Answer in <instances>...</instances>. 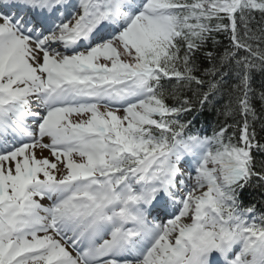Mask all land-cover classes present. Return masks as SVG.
Returning a JSON list of instances; mask_svg holds the SVG:
<instances>
[{"label": "snow or ice", "instance_id": "snow-or-ice-1", "mask_svg": "<svg viewBox=\"0 0 264 264\" xmlns=\"http://www.w3.org/2000/svg\"><path fill=\"white\" fill-rule=\"evenodd\" d=\"M258 73L264 0H0V264H264Z\"/></svg>", "mask_w": 264, "mask_h": 264}, {"label": "trees", "instance_id": "trees-1", "mask_svg": "<svg viewBox=\"0 0 264 264\" xmlns=\"http://www.w3.org/2000/svg\"><path fill=\"white\" fill-rule=\"evenodd\" d=\"M262 79H264V77H261L258 73L256 75V86L259 85ZM257 107H260L259 97H257ZM222 120L223 117L218 116L217 112L211 108L205 109L203 113L197 114V126H204L207 127L209 130H211L212 127H214ZM257 128L259 129V125H257ZM259 193V189L249 188L248 192L246 193V201H250L251 203L256 204L258 208H260L261 204L264 203V197H261Z\"/></svg>", "mask_w": 264, "mask_h": 264}, {"label": "bare ground", "instance_id": "bare-ground-1", "mask_svg": "<svg viewBox=\"0 0 264 264\" xmlns=\"http://www.w3.org/2000/svg\"><path fill=\"white\" fill-rule=\"evenodd\" d=\"M46 154V153H45Z\"/></svg>", "mask_w": 264, "mask_h": 264}]
</instances>
